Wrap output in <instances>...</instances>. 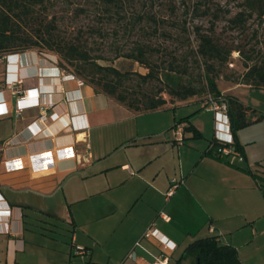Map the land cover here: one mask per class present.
<instances>
[{"label":"crops","instance_id":"0c3cea01","mask_svg":"<svg viewBox=\"0 0 264 264\" xmlns=\"http://www.w3.org/2000/svg\"><path fill=\"white\" fill-rule=\"evenodd\" d=\"M69 74L55 54L0 58V103L8 110L0 116V209L11 210L0 219V264H76L87 253L93 260L101 243L114 264H151L160 247L144 237L149 227L177 245L169 264L188 242L209 236L235 248L241 264H264V169L255 170L247 156L236 163L216 156V135L203 134L200 118L185 120L182 142L163 131L95 150V131L175 106L135 113ZM243 93L234 96L246 104ZM201 110L215 116L203 103ZM173 180L181 183L167 198ZM34 222L48 226L47 242L71 233L69 262L67 246L29 237Z\"/></svg>","mask_w":264,"mask_h":264},{"label":"rangeland","instance_id":"374dc122","mask_svg":"<svg viewBox=\"0 0 264 264\" xmlns=\"http://www.w3.org/2000/svg\"><path fill=\"white\" fill-rule=\"evenodd\" d=\"M242 3L243 0H45L36 20L24 26L29 33L49 31L53 37L49 43L54 47L61 43L86 50L91 57L89 62L70 64L44 46L31 49L57 55L63 68L73 71L84 81L87 82L77 69L93 74L98 71L96 65L114 67L130 75L124 81L123 89L129 90V97L136 98L140 107L147 98L153 97L165 98V107L175 106L137 114L132 119L95 131V150H105L114 139L130 140L138 134L164 131L176 135L172 126L183 122L184 127L185 120L198 118L203 134L212 139L215 137L214 113L201 110L202 103L208 106L211 98L216 99L209 90V77L215 80L222 95L244 92V102L255 108L258 114H264V90L249 88L243 83L246 59L259 52L264 55V18L262 24L256 16L242 25L231 24L230 19L243 10ZM203 34H211L225 53L231 50L227 62H210L213 65L210 67L205 64L198 54L199 37ZM139 47L145 49V64L126 56ZM146 64L159 73L158 79L144 83L138 78V73L145 75L149 72ZM172 67L178 70L177 73L170 72ZM180 84L199 87L203 93L187 101H179L168 94V89ZM181 104L187 105L178 106ZM256 120L257 116L250 114V124L237 131L236 139L246 149L247 153H242L244 160L247 156L255 170H263L264 120ZM188 134L193 136L190 131ZM100 223H93V229L103 242ZM45 227L48 228L43 222H34L29 227L32 232L29 237L40 246L47 243L52 247L67 246L63 256L69 262L71 233L48 238L47 242L42 234ZM188 244L175 256L173 264H194L191 258L179 262ZM93 249L96 250L93 260L87 253L83 254L85 260L78 259L76 264H114L109 260V247L101 243Z\"/></svg>","mask_w":264,"mask_h":264},{"label":"trees","instance_id":"16d2710c","mask_svg":"<svg viewBox=\"0 0 264 264\" xmlns=\"http://www.w3.org/2000/svg\"><path fill=\"white\" fill-rule=\"evenodd\" d=\"M44 1L0 0V58L44 46L49 50L57 52L67 63L89 62L91 57L88 52L76 45L59 43L57 47L52 46L49 42L53 40V37L49 31L38 30L36 33H29L27 31L24 25L36 20ZM241 6L243 10L230 19L231 24H234V26L245 24L248 19L254 16L262 24L264 18V0H243ZM198 54L205 64L210 67L213 66L210 62H227L230 58L231 50L225 53L223 47L215 41L211 34H203L199 37ZM126 56L145 64L144 57L146 56V52L142 47ZM96 66L98 71H94L93 74H86L77 69V73L82 75L87 82L72 72L85 83L92 85L97 93L106 95L115 103L124 105L135 113L155 111L164 108L167 104L165 98L153 97L151 99L147 98L143 106L140 107L136 98L129 97L127 93L129 90L123 89L124 81L130 76L127 72H121L114 67ZM146 67L149 68L147 74H137L141 81L147 83L159 78V73L151 65L146 64ZM245 67L246 72L243 75V83L249 85L251 88L264 90V55L261 56L259 52L256 56L248 57ZM169 70L174 73L178 71L173 67ZM207 83L209 90L215 98L227 104L234 133L250 124L248 121L250 114L257 116V122L264 120L263 113L258 114L255 108L244 104L238 97L231 94L222 95L218 91L217 84L213 78L209 77ZM202 93L203 90L199 87L187 84H180L168 89V94L179 101H187ZM214 141L212 140V144ZM234 147L237 151L243 153V147L237 140L234 142ZM185 258L193 259L194 264H241L238 251L228 244H223L219 240V236H209L194 240L188 245L179 262L181 263Z\"/></svg>","mask_w":264,"mask_h":264},{"label":"built area","instance_id":"2783aa9c","mask_svg":"<svg viewBox=\"0 0 264 264\" xmlns=\"http://www.w3.org/2000/svg\"><path fill=\"white\" fill-rule=\"evenodd\" d=\"M67 78L71 80H75L79 87L83 86L85 82L75 76L74 74H69L66 76ZM32 91V90H31ZM29 91V92H31ZM35 90L31 92L34 93ZM24 98H29L31 95L24 94ZM209 109L215 112V141L212 144L211 148L215 149L216 156L219 158L228 159L231 163L236 162H243L244 157L242 156V153L240 151H237L234 147V139L232 136V124L231 119L228 113V106L225 102H220L217 99H210V102L207 106ZM24 110V107L21 104L17 105V111L18 113H21ZM8 114V110H6L3 106V103H0V116ZM46 116H41V121H45ZM183 133H184V127L179 123L176 125V136L179 140V142L183 141ZM180 181L173 180L172 185L170 189L166 193V197L169 198L174 195L177 188L180 186ZM11 216V210L10 209H0V219L2 218H9ZM161 216L166 220L167 222L170 221V217L166 215L165 213H161ZM147 239H156L159 242L160 247V254L154 258V261L151 264H169L171 259V254L175 251L177 245L169 240L168 238L162 236L160 232L155 229L154 227H149L144 235ZM139 245V243L137 244ZM75 248L77 251L84 253L86 251V248L82 245H75Z\"/></svg>","mask_w":264,"mask_h":264},{"label":"water","instance_id":"95a60500","mask_svg":"<svg viewBox=\"0 0 264 264\" xmlns=\"http://www.w3.org/2000/svg\"><path fill=\"white\" fill-rule=\"evenodd\" d=\"M51 165H52V163L49 162V163L46 165V167H50Z\"/></svg>","mask_w":264,"mask_h":264}]
</instances>
